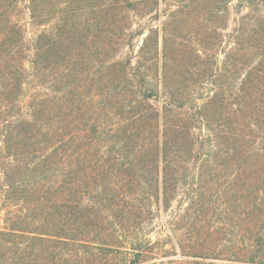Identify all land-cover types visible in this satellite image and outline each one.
Segmentation results:
<instances>
[{"label": "trees", "instance_id": "16d2710c", "mask_svg": "<svg viewBox=\"0 0 264 264\" xmlns=\"http://www.w3.org/2000/svg\"><path fill=\"white\" fill-rule=\"evenodd\" d=\"M158 1L0 0V264H139L128 229L181 192L180 253L217 257L211 191L235 255L264 264V0H186L134 31Z\"/></svg>", "mask_w": 264, "mask_h": 264}, {"label": "rangeland", "instance_id": "374dc122", "mask_svg": "<svg viewBox=\"0 0 264 264\" xmlns=\"http://www.w3.org/2000/svg\"><path fill=\"white\" fill-rule=\"evenodd\" d=\"M186 0H159L157 5H154L152 9L147 11L145 15H133L131 18L133 23L132 29L139 30L141 28H147L149 24L157 25L164 18L162 15L164 12L168 11L170 8L174 9L173 4L182 5ZM157 6V7H155ZM157 8V9H155ZM233 13L230 14V20L228 22L227 28L224 32H229L232 25ZM197 23V22H196ZM199 23V21H198ZM205 24V22H202ZM201 24V23H200ZM197 25V24H196ZM201 28L199 25L197 26ZM145 34L138 35L134 34L132 39V46H127L123 49L124 52L128 54H135L137 48L141 42V38ZM194 35L187 36L188 39ZM184 39V38H182ZM213 40V38H212ZM221 57V56H220ZM216 193L211 191L205 195V200L209 203L210 201H216L215 210L212 207L210 211L207 212L205 217H201V222L204 230V234L207 235L209 239V245L214 248V252H217V257L212 256H202L195 257L192 255H182L180 250L185 248L188 252H194V249L189 248L192 241L193 233L190 231L189 224L195 220V212L185 213L181 209L185 207V202H187L186 193H178L175 199L172 201L171 206L165 210H155L150 213H145V221L143 224L135 225L128 229V235L134 240L133 243L136 244L138 249V244L149 240L147 247H144L145 251L141 256V261L139 264H260V263H250L243 261L235 255L234 248L230 246H242V243L238 241V227L227 215L222 213L217 207L218 198H216ZM211 203V202H210ZM4 212H0V222ZM198 216V214H197ZM199 219V216L197 217ZM173 222V226L168 225ZM227 222V224H224ZM235 222V221H234ZM234 224V225H233ZM206 236V237H207ZM139 240V241H138ZM140 240H142L140 242ZM235 241V245H234ZM239 242V244H238ZM181 246V247H180Z\"/></svg>", "mask_w": 264, "mask_h": 264}]
</instances>
